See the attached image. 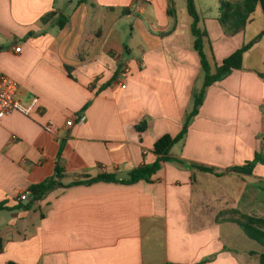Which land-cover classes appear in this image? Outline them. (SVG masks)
<instances>
[{
    "label": "crops",
    "instance_id": "obj_1",
    "mask_svg": "<svg viewBox=\"0 0 264 264\" xmlns=\"http://www.w3.org/2000/svg\"><path fill=\"white\" fill-rule=\"evenodd\" d=\"M140 1L138 10L135 0H0V72L20 85L23 103L39 99L31 117L0 122V204H30V188L57 166L65 186L128 179L158 161L160 139L182 132L205 83L188 0ZM195 4L213 73L254 46L241 70L208 88L171 151L184 164L162 163L133 185L57 188L31 210L1 211L0 264H260L264 247L236 220L264 219V16L257 7L234 33L219 22V0Z\"/></svg>",
    "mask_w": 264,
    "mask_h": 264
},
{
    "label": "trees",
    "instance_id": "obj_2",
    "mask_svg": "<svg viewBox=\"0 0 264 264\" xmlns=\"http://www.w3.org/2000/svg\"><path fill=\"white\" fill-rule=\"evenodd\" d=\"M187 2L189 15L193 19L192 34L195 38V50L198 52L201 59L203 71L205 74V83L202 91L195 96L193 111L187 117L182 132L175 138L167 135L155 144L154 152L158 156V161L152 166H144L133 171L130 174L129 178L125 180H120L116 176L112 175H103L98 178L87 179L86 181L78 182L70 186H65L62 184V180L65 177V171L57 166L56 175L53 179L30 188L29 193L34 195L35 197L33 202L25 206L23 205V201L19 200L18 204L14 207H9L7 203H3L0 204V212L31 210L36 202L44 200L50 192L54 191L57 188H68L72 186L82 185L89 186L96 183H117L124 185H133L140 181H149L151 178H153L160 170L162 163L178 162L180 164H184L182 161H177L171 158V151L173 147L186 138L191 122L199 114L200 108L203 105L208 88L223 80L233 71L241 70L243 68L244 55L254 46V43H251L241 48L231 57L225 60L222 65L218 66L215 73H213L204 51V40L207 35L199 28L201 17L197 11L195 0H188ZM219 5L221 13L219 18L220 24L223 27H228L234 33H238L247 25L250 17L255 13L257 7L261 8L264 16V0H242L240 2L219 0ZM170 13L172 14V10L170 11ZM56 17L57 15L54 13L50 14L49 16L43 18V22L47 23L50 19H55ZM64 20L65 19L62 17L59 20V25L61 27H64L66 24ZM261 38L264 39V31L261 35ZM261 78L264 79V75H261ZM258 162L259 161L252 163L246 168H237L234 171H248L249 169H253ZM191 167L206 173H216L214 169H209L203 166L191 165ZM236 222L241 226V228L249 238L264 247V219L244 216L241 217V219L236 220ZM1 251L2 242L0 241V252ZM260 264H264V254L261 255Z\"/></svg>",
    "mask_w": 264,
    "mask_h": 264
},
{
    "label": "built area",
    "instance_id": "obj_3",
    "mask_svg": "<svg viewBox=\"0 0 264 264\" xmlns=\"http://www.w3.org/2000/svg\"><path fill=\"white\" fill-rule=\"evenodd\" d=\"M138 2V10L141 9L140 0H135ZM20 47L15 48L16 53H20ZM129 70L127 68L124 69V81L123 85H121L122 89L127 88L126 79L128 76ZM19 90L20 85L11 77L6 74L0 72V122L6 117L11 116L13 113H20L25 117H31L36 108L39 105V99L34 98L31 103L25 104L19 99ZM86 121V117L82 116L79 120V123L82 124ZM74 126V121H70L67 123V128H71ZM45 131L49 134L54 135L57 132V127L53 122H49L44 127ZM120 173L121 171L118 170ZM28 198H21L20 200H27Z\"/></svg>",
    "mask_w": 264,
    "mask_h": 264
},
{
    "label": "rangeland",
    "instance_id": "obj_4",
    "mask_svg": "<svg viewBox=\"0 0 264 264\" xmlns=\"http://www.w3.org/2000/svg\"><path fill=\"white\" fill-rule=\"evenodd\" d=\"M179 1V6H180V2H184L185 3V0H178ZM205 0H199L200 3L204 2Z\"/></svg>",
    "mask_w": 264,
    "mask_h": 264
},
{
    "label": "water",
    "instance_id": "obj_5",
    "mask_svg": "<svg viewBox=\"0 0 264 264\" xmlns=\"http://www.w3.org/2000/svg\"><path fill=\"white\" fill-rule=\"evenodd\" d=\"M34 195H31V200H34ZM27 200H29V199H27ZM29 203H25L24 205H28Z\"/></svg>",
    "mask_w": 264,
    "mask_h": 264
}]
</instances>
